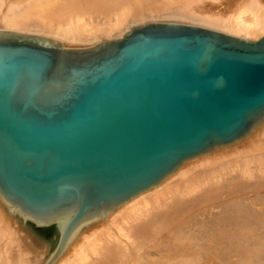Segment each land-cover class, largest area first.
Returning <instances> with one entry per match:
<instances>
[{
	"label": "water",
	"instance_id": "95a60500",
	"mask_svg": "<svg viewBox=\"0 0 264 264\" xmlns=\"http://www.w3.org/2000/svg\"><path fill=\"white\" fill-rule=\"evenodd\" d=\"M264 123V37L150 22L96 47L0 34V196L78 227ZM47 230V231H48Z\"/></svg>",
	"mask_w": 264,
	"mask_h": 264
},
{
	"label": "bare ground",
	"instance_id": "6f19581e",
	"mask_svg": "<svg viewBox=\"0 0 264 264\" xmlns=\"http://www.w3.org/2000/svg\"><path fill=\"white\" fill-rule=\"evenodd\" d=\"M150 22L255 41L264 37V0H0V34L32 33L70 49L96 47ZM66 223L53 230L59 240ZM31 224L0 196V264L50 262L59 241L53 245L48 229ZM263 249L264 123L83 223L52 264H254Z\"/></svg>",
	"mask_w": 264,
	"mask_h": 264
},
{
	"label": "rangeland",
	"instance_id": "374dc122",
	"mask_svg": "<svg viewBox=\"0 0 264 264\" xmlns=\"http://www.w3.org/2000/svg\"><path fill=\"white\" fill-rule=\"evenodd\" d=\"M14 32V31H13ZM24 34V33H23ZM25 34H28V35H33L32 33H25ZM34 35H36V34H34ZM125 35V34H124ZM123 35V36H124ZM38 36V35H37ZM121 37L120 36H116L114 39H120ZM11 216V215H10ZM12 223V225L14 224V222H13V216H12V218L11 219H9ZM9 221V222H10ZM19 221H20V219H19ZM32 226H35L36 228H38L36 225H34V223H32L31 224ZM15 227L17 228V225H15ZM39 229V228H38ZM47 231V230H46ZM47 233H48V235L46 236V240L47 241H51V243H53V245L55 244V242L57 241V234H55V232L52 230V232L51 231H47ZM58 241H59V239H58ZM1 246V245H0ZM264 249H263V251L262 252H260V256L262 255L263 256V260H261V262L262 261H264ZM261 262H259L260 264H263V262L261 263ZM259 263H254V264H259Z\"/></svg>",
	"mask_w": 264,
	"mask_h": 264
}]
</instances>
